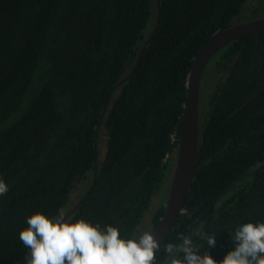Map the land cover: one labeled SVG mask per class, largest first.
<instances>
[{"label":"trees","instance_id":"trees-1","mask_svg":"<svg viewBox=\"0 0 264 264\" xmlns=\"http://www.w3.org/2000/svg\"><path fill=\"white\" fill-rule=\"evenodd\" d=\"M262 1L161 0L158 22V0H0V179L8 185L0 264H27L19 232L37 210H74L137 235L176 168L198 52ZM250 220H264V32L227 45L206 67L197 169L155 264H165L164 244L198 231L216 234L207 251L221 260L233 246L229 232Z\"/></svg>","mask_w":264,"mask_h":264},{"label":"clouds","instance_id":"clouds-1","mask_svg":"<svg viewBox=\"0 0 264 264\" xmlns=\"http://www.w3.org/2000/svg\"><path fill=\"white\" fill-rule=\"evenodd\" d=\"M7 191L0 179V196ZM26 224L19 239L29 249L27 264H155L162 250L154 231L127 236L116 225L63 210L51 215L37 210ZM229 233L233 246L221 260L207 251L216 245V234H179L163 246L165 264H264V220L239 223Z\"/></svg>","mask_w":264,"mask_h":264},{"label":"water","instance_id":"water-1","mask_svg":"<svg viewBox=\"0 0 264 264\" xmlns=\"http://www.w3.org/2000/svg\"><path fill=\"white\" fill-rule=\"evenodd\" d=\"M159 16L161 0H158ZM157 29V27H156ZM264 32V18L240 23L230 26L226 29L218 30L200 49L198 52L192 71L189 74L188 80V96L185 106V113L182 123L181 134L179 138L178 155L175 168V174L173 178L172 187L168 196L166 204V213L162 218L160 224L154 229L155 235L158 240L162 242L176 223V219L183 212V206L185 204L187 195L191 188L195 172L197 169L198 153H199V113H200V90L202 85V77L204 71L212 58L224 47L232 42L249 35H254ZM154 34H152L153 37ZM151 40H148V42ZM147 44L142 49L138 62L132 72L125 78L127 80L136 71L141 64L144 57ZM124 80V81H125ZM122 83V82H121ZM117 89L116 87L114 90ZM113 90V92H114ZM113 92L111 93L105 107L101 119L103 118L106 110L112 99ZM100 124H98L99 130ZM97 162H98V133L96 135L95 142V174L97 175ZM95 183L91 186L89 191L85 194L82 200L77 204V209L80 204L87 198L94 187ZM214 205L202 216L206 217L212 212ZM74 211V210H73ZM72 211V212H73ZM70 212L68 215H70Z\"/></svg>","mask_w":264,"mask_h":264},{"label":"rangeland","instance_id":"rangeland-1","mask_svg":"<svg viewBox=\"0 0 264 264\" xmlns=\"http://www.w3.org/2000/svg\"><path fill=\"white\" fill-rule=\"evenodd\" d=\"M251 6H252V2H249L246 5L242 15L236 19V22L241 23V22L252 20V19L264 18V1L260 2V7L255 5L257 11L255 13H252V14L249 13L250 11L249 12L247 11V10H250L249 8ZM204 73H205V71H204ZM200 95H201V90H200ZM104 152H105V147L102 148L101 157H103ZM173 170H174V173H173ZM172 173H173V178H174V174H175V168L174 167L172 169H170V171L168 173V179L163 184V187H162L163 192L160 195L157 194L154 197L153 201L151 202L150 208L148 209L146 216L144 217V220L138 229L137 235L142 234L144 231H147V230L152 231V227H151L152 226V219H153V216L155 215V211L158 207V204L163 199H164V201H166V199L168 200V196L170 194V190H171L172 183H173Z\"/></svg>","mask_w":264,"mask_h":264}]
</instances>
